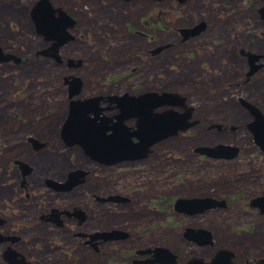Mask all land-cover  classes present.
<instances>
[{
  "label": "rangeland",
  "instance_id": "1",
  "mask_svg": "<svg viewBox=\"0 0 264 264\" xmlns=\"http://www.w3.org/2000/svg\"><path fill=\"white\" fill-rule=\"evenodd\" d=\"M35 1L0 0V48L18 59L0 63V209L27 213L13 217L12 228L22 234L35 225L24 237L36 236L37 247L46 244L44 238L54 237L70 248H65L66 255L49 257L31 254L30 248L27 254L17 244L25 258L57 264H128L133 249L159 245L176 255L175 264L191 256L207 260L220 248L229 249L236 263L261 264L257 261L264 259V215L246 202L264 195V152L245 126L252 117L241 101L257 107L264 117V20L258 12L264 0H48L53 8L70 11L75 20L68 29L73 37L57 53L59 61L37 54L49 41L36 34L29 16ZM196 21H205V30L182 45L169 46L177 44V29ZM247 53L257 57L251 65ZM65 76L81 80L79 97L167 91L183 97L192 109L191 126L151 147L154 162L149 168L133 162L100 171L111 182L101 192H124L132 202L111 206L105 219L100 211L88 214L95 221L79 230L70 226L69 234L103 226L129 233L127 248L112 243L108 254L96 258L86 248L77 250L80 256L75 258L67 234H44L36 225L37 211L51 204H78L86 212L99 209L88 208L79 191L54 195L43 186L46 176L60 179L73 165L86 170L94 166L79 146H63L58 136L68 103ZM29 134L47 142L46 149L30 152L24 142ZM217 143L235 146L237 156L227 162L195 154V147ZM15 156L33 170L25 179L34 196L31 201H24L18 191V169L7 166ZM138 169L151 172L143 177ZM233 193L238 200L203 214L176 213L171 206L176 197L214 195L221 200ZM186 227L210 232L211 245L184 238Z\"/></svg>",
  "mask_w": 264,
  "mask_h": 264
},
{
  "label": "water",
  "instance_id": "2",
  "mask_svg": "<svg viewBox=\"0 0 264 264\" xmlns=\"http://www.w3.org/2000/svg\"><path fill=\"white\" fill-rule=\"evenodd\" d=\"M258 12L264 16V4ZM29 16L36 34L41 35L44 41H49V44L38 50L37 54L51 56L59 61L58 48L72 38L68 29L73 25L74 20L60 8H53L48 0H36L29 10ZM192 30L180 29V32L186 37L187 33L194 34ZM159 49L160 47L155 51ZM240 53L242 54L241 50ZM246 55L250 65L257 58L250 53ZM8 61L18 62V59L10 53L3 52L0 48V63ZM67 65H72V61L68 60ZM75 65L78 66L79 61H76ZM253 68L247 75L253 71ZM62 83L67 87L68 103L64 120L59 126V138L65 146L77 145L91 160L104 165L143 158L151 145L175 135L178 131H184L193 124V121H188L191 107L185 105V99L177 93L144 91L137 94L123 92L79 97L81 80L77 76H65L62 78ZM241 103L252 117V120L245 126L252 134L253 142L264 152V117L257 107L243 101ZM105 110L115 112L112 116H106L103 113ZM130 118L134 119L133 126L125 124V120ZM28 140L35 148L42 144L33 137H29ZM237 150L233 145L220 143L194 148V151L199 154L225 159L233 158ZM14 164L20 169L21 177H24L30 170L25 163L19 160H15ZM84 173L83 169H74L67 173L63 183L50 178H45V182L47 186L59 190L65 185L77 184ZM222 203V199L216 200L210 196L177 198L173 207L176 211L194 214L221 206ZM249 206L258 208L259 212L264 214V195L254 196L249 201ZM182 234L184 238L194 241L197 245L211 243L210 233L202 228L186 227ZM95 235L103 236L105 239H118L126 236L125 233L115 229ZM137 252L150 254L149 258L141 260L139 264H173L175 262V255L164 246L144 248ZM3 258L10 264H33L22 257L17 258L16 254L7 250ZM232 258L233 253L229 249L220 248L208 261L193 257L184 264H239L233 262ZM257 262L264 264V259Z\"/></svg>",
  "mask_w": 264,
  "mask_h": 264
},
{
  "label": "flooded vegetation",
  "instance_id": "3",
  "mask_svg": "<svg viewBox=\"0 0 264 264\" xmlns=\"http://www.w3.org/2000/svg\"><path fill=\"white\" fill-rule=\"evenodd\" d=\"M61 10H63V9L61 8ZM63 11L74 20V17L72 16V14H69L70 11H67V10H63ZM259 14L262 16L261 13H259ZM261 16H260V18L264 20V18H262ZM196 22H198V21H196ZM74 23H75V20H74ZM74 23H73V25H74ZM206 26H207V24L205 21H199L198 23L194 22V24L188 25V27L186 26L187 28H180V29H191V30L193 29L192 31H194L193 32L194 34H188L187 33L186 37H184V35L180 32V29H177V32H178L177 44L171 43L169 46H171V45H178L179 46V45H182V43H186L192 37L198 36L203 30H205ZM169 46H167V47H169ZM59 48H58V52H59ZM114 112H115L114 110H105L103 113L106 116H112V114ZM125 124L128 126H133L134 125V119L130 118V119L125 120ZM29 137H33L38 142H41V143H42L43 139H38L37 137H35L31 134H29L27 137L24 138V142L26 143V145H28L29 151L32 153L39 151L41 149L42 150L46 149V147L48 146V143L44 142L41 144V146H38L37 148H35L33 146V143H31L30 140H28ZM132 140L134 141V138H132ZM61 143L63 146H65L63 144L62 140H61ZM153 145H151L149 147L148 153L143 158L134 159V160H124V161H121V162H118V163H115L112 165H104L102 163H98L94 160H91L87 156L89 158V160L94 165L93 168H91L89 170L83 169L82 167H78L77 165H73L66 171L64 176L61 177L60 179H56L53 176H46L45 178H50L52 180L59 181L60 183H63L64 180L66 179V175L69 171L74 170V169H83L85 171V173L80 177L81 180L77 184L65 185L62 188H60L59 190L58 189L55 190L52 187L46 185L45 178H44L43 179V186L46 190H48L49 193L52 192L54 195L65 194V193L76 194L79 191L80 196L84 199H87V203H88L87 207L88 208H89V206H93V207H98L99 209L92 210L89 208V211L86 212L78 204H72L69 206H60V207L55 205V204H51V205L46 206V207H40V210L37 211L38 214L36 216L37 221L40 223V224H36L37 228L43 229L44 234H47L50 231H55V230L58 231L59 234H67L66 241L72 245L73 254L74 253L77 254V256L75 255V258H78L80 256L78 254L77 250L80 251L82 248H86L89 251L90 255L92 257L96 258L100 255H105V253L108 254L112 243L118 244L119 246H121V243H122V245L126 247V243H124V242H126V240L130 237V235L122 227L103 226L100 228L93 227L91 229H85L84 231H78V230L80 229L81 226L85 225L89 220L95 221L94 218H88V214L93 215V214H95L96 211H100V213L98 215L103 216V218L105 219L109 215V211H105V210H110L111 206H123V205L130 204L132 202L131 198L129 196H126L124 192L123 193L109 192L108 188H107V191H104L106 193L101 192L100 189L106 188V186L108 187V185L111 184V182L108 180L109 175L100 174V171L102 170L104 172L105 170L112 169L113 166H116L119 163H133V162L140 163L141 165L148 166V168H149L151 166L150 164L154 162V157L151 156V154H152V148L151 147ZM67 147H70V146H67ZM256 147L260 151H262L257 145H256ZM237 152H238V150H237ZM195 154L199 155L200 157H205V158H210V159H220L221 161H227V162L237 156V154H236L233 158L225 159V158H211V157L205 156L204 154H199V153H195ZM21 159L22 158L20 156H18V157L15 156L9 160V163L7 166H10L11 168L12 167L17 168L18 172L20 173V169L17 167L16 164H14V161L15 160L20 161ZM21 162H23V161H21ZM24 163L26 165L27 164L29 165V166L27 165V167H29L30 170L24 177H21V174H20V182L18 183L17 188H18V191L23 192V198L22 199L24 201H26V200L31 201L32 198H34V196L32 197V195H29L30 191L28 190V186L26 184L25 179L27 176H29L33 172V170L31 169L29 163H26V162H24ZM226 164H229V163H226ZM138 171L139 172H137V173L140 176L144 175L143 177H146L147 171L151 172L150 169L149 170L138 169ZM128 172L129 171H126V173H128ZM144 172H146V174H144ZM133 175H134V172L129 173L128 176H125L126 182H129V181H127V179L129 177H132ZM88 176H93L94 178L91 181H88V179H87ZM125 177H123V178H125ZM111 180L115 181V179H112V178H111ZM97 181H105L106 184L97 185L96 184ZM92 186H93V188H91ZM9 191H11V190H9ZM11 192L14 193L13 191H11ZM203 196H211L212 198H215L216 200L219 199L217 196H214V195H203ZM111 197H114V198H111ZM191 197H202V195L187 196V197H176L175 199H173V201L171 203L173 211L176 213L180 212V213L187 214V215H193V214H188V213H184L181 211H176L173 207V203L177 198H191ZM253 197L254 196L248 198L246 205L248 207H250L251 209H255L258 212V214H261L259 212L258 208L249 206V201ZM220 198H222L223 203L219 207L215 206V207H217L216 209H218V208L224 209L225 205L227 203H229L230 200H233V201L238 200L236 193H233V196H225V197H220ZM238 206H240V204ZM215 207H212V208L206 209L202 212H197L194 214H198V213L203 214V213H206L208 210L213 209ZM25 208L31 209L28 205H24V209ZM24 214L26 215L27 213H24ZM20 215H21V213L19 215L18 214H11L10 212H7L5 210V208L0 209V263L1 264H10L9 262L5 261L3 258V254H5V251L7 250L8 252L16 254L17 258L22 257L25 261H27L29 263H33V264H57L55 261H47V262L41 261V262H39V261H34V260L33 261L28 260L27 258H25V256L21 252V250H19L16 247L17 244H20L21 247L23 245L22 249L26 253H27L28 248H30L29 251L31 252V254L38 253L39 256L46 255L49 257H52L53 255L56 256L58 254H65L66 255L67 253H66L65 248H70L69 246L64 247L61 240H57L54 237L44 238V241L46 244L43 245L42 248L37 247L38 243H37L36 236L33 238V240H28V237L27 238L24 237L25 234L29 233L30 230L35 229V225H29L26 229V232L22 233V234L12 228V223H11L12 218L15 216L18 217ZM25 215H21V216L23 217ZM261 215H264V214H261ZM70 226H74L78 230L73 231L69 234ZM111 229L119 230V231L125 233L126 236L123 238H118V239H105L103 236L95 235V234H98L101 232H107L108 230H111ZM182 233H183V231H182ZM182 236H183V234H182ZM209 245H211V243L210 244L207 243L204 246H209ZM155 246H159V245H155ZM155 246H153V247H155ZM131 247H133V246L131 245ZM138 248L139 247L133 249V253H131L132 258L128 261V264H139L141 260L144 261L145 259L150 257V254H139V252H137V251L142 250V249L141 248L138 249ZM147 248H151V247H147ZM191 258H193V257L191 256ZM191 258H189V259H191ZM196 258H201V257L197 256ZM202 260L208 261L209 258L207 260L206 259H202ZM175 261H176V255H175ZM232 261H233V258H232ZM151 264H158V263H151ZM173 264H175V262Z\"/></svg>",
  "mask_w": 264,
  "mask_h": 264
},
{
  "label": "bare ground",
  "instance_id": "4",
  "mask_svg": "<svg viewBox=\"0 0 264 264\" xmlns=\"http://www.w3.org/2000/svg\"><path fill=\"white\" fill-rule=\"evenodd\" d=\"M57 53H58V51H57ZM9 62V61H8Z\"/></svg>",
  "mask_w": 264,
  "mask_h": 264
}]
</instances>
